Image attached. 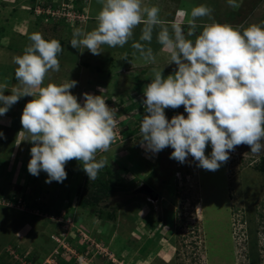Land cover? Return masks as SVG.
I'll return each mask as SVG.
<instances>
[{
    "label": "rangeland",
    "instance_id": "obj_1",
    "mask_svg": "<svg viewBox=\"0 0 264 264\" xmlns=\"http://www.w3.org/2000/svg\"><path fill=\"white\" fill-rule=\"evenodd\" d=\"M66 1L0 0V82L9 89L17 85L13 57L31 43V33L59 40L60 70L50 71L43 86L75 80L70 91L78 100L85 92L102 95L118 110L112 145L96 157L107 161L97 179L110 177L113 191L96 204L82 205L88 191L82 181L88 176L75 159L65 165L62 183H45L46 173L28 172L33 144L26 140L21 116L33 98L22 97L0 116V264H79V257L84 264H264V171L256 167L264 151L253 154L250 146L239 145L214 172L198 167L191 156L183 164L170 159V147L146 153L139 131L143 88L153 69H163L166 77L177 66L168 64L155 33V64L134 56L131 42L122 48L103 46L100 55L72 48L73 30L93 29L101 5L73 1L79 11L73 18V3L70 8ZM144 3L157 5L166 22L182 25L187 19L182 11L209 6L211 18L197 19V33L213 21L264 24V0H242L238 9L226 0ZM139 34L138 27L134 37ZM178 113L187 115L183 105L165 109L168 119ZM210 151L206 147L205 154Z\"/></svg>",
    "mask_w": 264,
    "mask_h": 264
},
{
    "label": "clouds",
    "instance_id": "obj_2",
    "mask_svg": "<svg viewBox=\"0 0 264 264\" xmlns=\"http://www.w3.org/2000/svg\"><path fill=\"white\" fill-rule=\"evenodd\" d=\"M97 3L101 7L95 27L74 29L69 41L72 48L100 55L103 46L122 48L131 42L134 56L155 64L151 47L155 33L156 43L168 54V64L177 66L166 77L163 69H153L151 82L143 88L139 131L146 153L155 155L170 147V159L183 164L191 156L198 167L214 172L239 145L250 146L253 154L264 151V24L233 26L213 21L197 33V19L211 18L212 9L204 4L190 13L182 11L180 15L187 16L182 25L166 22L161 9L145 5L144 0ZM226 3L238 9L242 0ZM28 39L31 43L23 53L13 57L17 85L9 89L0 82V116L22 97H32L21 116L26 140L33 144L28 172L33 176L46 173L45 183H62L67 178L65 165L75 159L89 180H95L107 165L106 159L96 157L112 145L118 110L109 107L102 95L85 92L83 100H78L70 91L75 80L43 86L50 71L60 70L58 54L63 48L59 40L45 39L39 32ZM6 89L11 94L5 95ZM181 105L186 116L166 117L165 109ZM208 146L211 151L206 155ZM84 259L79 257V264Z\"/></svg>",
    "mask_w": 264,
    "mask_h": 264
},
{
    "label": "trees",
    "instance_id": "obj_3",
    "mask_svg": "<svg viewBox=\"0 0 264 264\" xmlns=\"http://www.w3.org/2000/svg\"><path fill=\"white\" fill-rule=\"evenodd\" d=\"M256 167L264 171V158L260 159V162ZM113 184L114 182L110 177L98 178L96 181H90L88 177L84 176L82 187L87 188L88 191L86 195L81 197V204L93 205L98 203L113 191Z\"/></svg>",
    "mask_w": 264,
    "mask_h": 264
},
{
    "label": "built area",
    "instance_id": "obj_4",
    "mask_svg": "<svg viewBox=\"0 0 264 264\" xmlns=\"http://www.w3.org/2000/svg\"><path fill=\"white\" fill-rule=\"evenodd\" d=\"M56 0H52V2H55ZM73 1H77V0H67L66 1V3H68V2H70L71 3V7L70 8H73V6H74V3H73ZM78 2V1H77ZM72 3H73V6H72ZM67 5V4H66ZM69 6V5H68ZM74 8L75 9H70V11H72L73 12V18H75L76 16H78V14H79V11H78V7L76 6H74ZM75 16V17H74Z\"/></svg>",
    "mask_w": 264,
    "mask_h": 264
}]
</instances>
